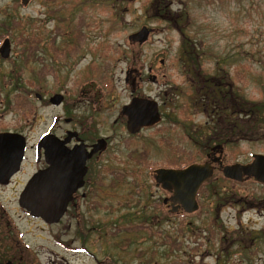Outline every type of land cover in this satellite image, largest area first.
Returning <instances> with one entry per match:
<instances>
[{
  "label": "rangeland",
  "instance_id": "1",
  "mask_svg": "<svg viewBox=\"0 0 264 264\" xmlns=\"http://www.w3.org/2000/svg\"><path fill=\"white\" fill-rule=\"evenodd\" d=\"M143 26L151 29L149 39L143 44L129 41V35ZM6 37L12 50L10 58L0 56V131L23 134L27 151H35L45 133L61 136L67 129L79 131L80 121L85 135L110 137L114 175L108 179L124 182L108 198H99L113 207L111 213L106 207L98 210V241L89 249L99 260L264 264V186L252 179L224 181L218 170L215 181L209 179L199 193L200 209L193 215L153 225L162 231L159 234H108L114 225H139L145 215L155 213L153 169L206 160L208 151L193 149L180 129H165L170 119L180 120L181 105L191 106L188 80L200 77L196 69L232 85L248 100H264V0H31L28 5L0 0V45ZM189 46L198 61L187 52L193 51ZM129 69H141L146 77L149 69L165 73L169 81L163 90L178 88L173 91L177 99L163 106L168 115L160 124L163 127L134 136L123 127L121 110L130 100L125 81ZM160 89L147 79L141 82L142 93L154 98L160 93L165 101ZM55 93H66L60 106L48 101ZM195 116L196 124L204 121L202 111ZM65 117L73 122L66 123ZM244 120L241 114V129ZM165 136H176L177 143L195 151H170L162 144L167 143ZM229 147L231 151L224 152L226 163H247L253 153L264 154V139ZM32 168L28 164L21 178ZM6 196L14 201L15 191H7ZM74 234L75 229L68 239ZM144 235L147 239L141 241ZM127 237L130 248L123 252L120 248ZM238 239L244 242L240 247L234 245ZM240 253L247 259L242 263ZM64 255L77 264H91L85 252Z\"/></svg>",
  "mask_w": 264,
  "mask_h": 264
},
{
  "label": "flooded vegetation",
  "instance_id": "2",
  "mask_svg": "<svg viewBox=\"0 0 264 264\" xmlns=\"http://www.w3.org/2000/svg\"><path fill=\"white\" fill-rule=\"evenodd\" d=\"M201 71V69H196L197 75L200 77L189 78L188 80L192 90L186 94L189 95L191 106L190 104L181 105L178 108L180 120L177 118L170 119V125L166 126L165 129H168V131L180 129L181 134L187 140V143L189 142L193 146V149L196 148L197 150L198 148L197 151H208L204 162L194 161L190 164L211 162L214 167V173L218 170L223 175L221 163L223 165L229 164L226 163L224 152L231 151L229 147L231 143L239 144L242 141L241 123L239 122L241 114L237 113L235 117L226 116L225 111L221 109L218 98L219 96L225 97V94L223 91L217 93L218 90L216 88L209 86V81H216L215 77L202 75ZM147 74L148 76L146 77V73L141 69H129L126 71L125 81L127 88L130 90V100L123 105L121 117L123 127L133 136L139 135L146 130L163 127L160 124L168 117L163 110V106L168 101L177 99L173 91L176 92L178 88L163 90V87L166 86L165 83L169 81H166L167 74L154 73L153 69H149ZM146 79L159 85L165 101H161L160 93L156 96V99L152 95H145L141 92V82ZM107 91L109 94L112 93L111 89ZM65 94H62L64 99L60 105L65 101ZM174 95L175 98H173ZM36 98L42 100L43 96L36 94ZM50 98L48 99L49 102ZM134 99L155 100L161 117L160 121L154 125H146L138 129V126H131L130 118L133 117L134 110L127 108L125 111L124 108L131 105ZM237 110L239 111L240 108ZM201 111L204 115V121L196 124L195 112ZM64 120L66 123L73 122L71 117H65ZM78 125L80 126L79 131L67 129L63 135L57 136L64 143L62 145L63 149H61L63 151H46V143L41 144L39 148L40 142L46 133L37 143L35 151H24L23 153H20V151H0V264H77L73 259H68L64 255L66 252L74 256L85 252L92 258L91 264H129L126 260L115 261L110 259V257L99 260L95 253L89 249V246L91 248L94 247L98 241L96 239L99 232L96 220L98 210L106 207L108 213L113 211V207L104 205L99 198H108L113 193L111 192L112 189H115L124 181L115 180L113 177L108 179L110 174L114 175L109 164V151H112L110 137H90L84 133L83 122H78ZM227 129L230 131L229 138L226 136ZM232 138L233 140H231ZM100 139H104L103 144L99 143ZM163 139L167 143L162 144L169 146L170 151H195L177 143L176 136L172 139L165 136ZM216 146H221L222 148L214 149ZM140 151L147 150L141 149ZM214 151L223 152L220 154V152ZM220 155H222L220 161L214 162L213 160L220 157ZM20 157L22 158L19 162ZM251 161L252 155L249 162ZM28 164L33 167L32 171L26 177L21 178L22 174L26 172ZM190 164L160 166L153 169L152 175L155 188L151 192V197L155 199L152 209L155 213L145 215L144 223L139 225H131L129 227L114 225L108 234L111 236H117L119 233H125L128 236L140 233L152 235L157 232L159 234L162 231L155 230L153 225L157 227L163 221L173 222V220L180 217L193 215L194 213H187L180 203L172 199L175 194L173 189L164 188L163 184L158 183L155 179V171L159 168L183 169ZM125 176L123 174L121 176L122 179ZM249 179L254 180L253 178ZM249 179L245 180V182ZM33 183L38 189L41 186H59L58 194L60 199L64 201L68 199L65 211L57 222L47 221L26 200L27 188ZM261 185L264 186V184ZM67 188L75 189L70 198H67L69 192ZM104 188L107 189L103 190ZM11 189L15 191L14 201H11L6 196L7 191H11ZM199 193L197 198H199ZM149 219H152L154 223L152 224ZM57 226L59 228L54 230ZM73 229H75V234L68 239V233ZM146 235L142 237L141 241H146ZM130 241L131 239L127 237L125 244L120 248L123 252L129 251ZM50 243L53 247L50 246ZM77 243L78 245H75ZM61 250H63V253ZM52 256H55L56 259H52ZM136 263L141 264L140 261Z\"/></svg>",
  "mask_w": 264,
  "mask_h": 264
},
{
  "label": "water",
  "instance_id": "3",
  "mask_svg": "<svg viewBox=\"0 0 264 264\" xmlns=\"http://www.w3.org/2000/svg\"><path fill=\"white\" fill-rule=\"evenodd\" d=\"M31 0H21L23 5H28ZM151 29L143 26L139 31L129 35V41L132 43H145L150 36ZM11 41L10 38H5L0 46V54L3 59H8L11 56ZM40 98V96H39ZM64 99L60 93L55 94L50 98V102L54 106H59ZM127 108H132L133 117L130 118V124L133 127L140 128L158 123L161 119L158 112V105L155 100L150 99H134L133 103ZM136 129V130H137ZM104 139H100L99 143L103 144ZM46 143V151H63V142L55 134L46 133L41 144ZM222 148L216 146L214 149ZM27 150L26 137L17 132H0V151H20L23 153ZM220 152L223 151H214ZM220 157L215 158L214 162H219ZM19 159V162L21 161ZM222 173L225 178L242 183L249 178H253L257 183L264 184V154H252V161L246 164L234 163L223 165L221 163ZM214 167L211 162L193 163L183 169L174 168H159L155 171V179L158 183H162L164 188L173 189L175 191L174 201L180 203L187 213H194L199 210L200 205L197 199L198 192L210 178L213 177ZM43 178V177H42ZM47 179V178H45ZM68 189V188H67ZM59 186H41L40 189L34 186V183L29 185L26 191V200L31 206L39 211L49 222H57L65 211L66 201L60 199L58 194ZM67 198H70L75 189H68ZM56 194V195H55ZM50 197V198H49ZM27 208L28 206L25 205ZM50 217H49V216Z\"/></svg>",
  "mask_w": 264,
  "mask_h": 264
},
{
  "label": "trees",
  "instance_id": "4",
  "mask_svg": "<svg viewBox=\"0 0 264 264\" xmlns=\"http://www.w3.org/2000/svg\"><path fill=\"white\" fill-rule=\"evenodd\" d=\"M187 46L188 45L185 44V48H187ZM189 48H193V47L189 46ZM187 52L191 54L190 56H192L191 57L192 60L198 61L197 58L198 56L197 57L194 56L195 53L194 48L193 51L189 50ZM106 65L108 66V63H105V67ZM208 77H215V76L211 75ZM210 85L218 90L217 93H219V91H223V93L225 94V97L219 96L218 98L221 109L225 111L227 117H235L237 113H240L245 116L246 120L242 122V129H241L242 141L243 140L257 141L264 139V100H259V101L248 100L244 94L239 95L238 92H235V88H233L232 85L231 86L224 85L223 83L217 80L214 82L209 81V86ZM224 86L226 88H224ZM210 89L212 91L211 87ZM238 108H240L239 111L237 110ZM229 132L230 131L227 129V134H226L227 138H229ZM231 140H233V138ZM210 180L211 181L214 180L213 177ZM224 181H228V179H225ZM233 182L237 183L235 181ZM207 183H205L202 186L200 193L204 191L205 185ZM239 237L241 240H243L241 238V235H239ZM240 239L235 241L234 245H237L238 247L242 246L244 242L240 241ZM245 260H247L246 256L240 253L239 261L242 263ZM174 264H177V262H174Z\"/></svg>",
  "mask_w": 264,
  "mask_h": 264
}]
</instances>
